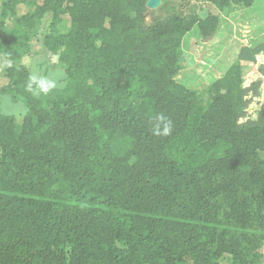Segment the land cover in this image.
Segmentation results:
<instances>
[{
    "label": "trees",
    "instance_id": "obj_1",
    "mask_svg": "<svg viewBox=\"0 0 264 264\" xmlns=\"http://www.w3.org/2000/svg\"><path fill=\"white\" fill-rule=\"evenodd\" d=\"M205 1L224 12L257 0ZM1 2L0 93L27 113L0 112V264H260L264 43L198 94L175 80L183 42L195 28L210 39L217 15L183 16L168 0L163 17L148 0ZM48 13L42 48L68 80L44 100L26 90L22 61ZM161 114L168 136L152 131Z\"/></svg>",
    "mask_w": 264,
    "mask_h": 264
},
{
    "label": "rangeland",
    "instance_id": "obj_2",
    "mask_svg": "<svg viewBox=\"0 0 264 264\" xmlns=\"http://www.w3.org/2000/svg\"><path fill=\"white\" fill-rule=\"evenodd\" d=\"M204 5L205 0H168V6L173 7L177 13L183 16L197 14L198 11L204 9ZM29 11L28 7L21 6L18 9V15H24ZM213 11L218 14L217 16L220 19L217 32L210 39L205 40L201 38L198 28H195L185 37L182 47L184 63L175 78L177 82L198 94H204L210 85L226 74L232 65L237 62L238 53L243 47H256L264 43V0H257L251 8L232 6L224 12ZM166 14V11L158 9L157 16L163 17ZM151 19L149 18V21ZM70 25V18L65 16L63 22L57 27L60 31H68ZM44 37L45 34L39 33L32 40L36 45L35 52L41 50L39 46L43 43ZM32 55L24 59L27 64L34 56ZM49 63L50 61L47 62V66L40 68L41 72L60 83L62 78L66 77L65 66L58 62L52 72L50 69L53 66H49ZM7 65L8 62L7 64H0V69H2L0 71V92L3 87L10 83L6 76ZM255 71V68L245 66V79ZM56 95V93H53L51 96L55 97ZM36 97L41 98L40 96ZM204 97L207 102L209 96ZM25 109H27V106L24 103L3 97L0 112L19 118L21 116L19 115L20 112ZM21 121L19 119V122ZM259 157L261 161H264V152H260ZM257 255L258 262L264 264V245L259 249ZM232 261L233 257L225 254L220 263L231 264Z\"/></svg>",
    "mask_w": 264,
    "mask_h": 264
},
{
    "label": "crops",
    "instance_id": "obj_3",
    "mask_svg": "<svg viewBox=\"0 0 264 264\" xmlns=\"http://www.w3.org/2000/svg\"><path fill=\"white\" fill-rule=\"evenodd\" d=\"M1 8H2V2L0 0V13H1ZM213 10H216V11H218L220 13V11L213 4L205 1L204 9L201 10V11H198L197 14L199 16H201V17H205L209 13L214 14V15H218L217 13H214ZM52 21H53V14L52 13L46 14L45 17H44V19L42 20L41 25L34 30L36 36H38L39 33L46 35L49 32V30H50ZM2 22L3 21L1 20V17H0V31H1V23ZM4 24H5V30L7 32H10L13 29V27L15 26V20L12 17L11 18H7L6 20H4ZM31 45H32V54L34 56L31 54L33 57L31 59V61L29 62V64H27L26 61H24V59H26V57L29 58L28 56H25L23 58V61H22L23 65L26 66L31 71L30 72L31 74L35 73V74L43 75V73L41 72V69H42L43 66H47L46 65L47 62L50 61L49 66H53V68L50 69V70L53 72L54 71V67H56L58 63L57 64H52L51 63V60L49 59V57L47 55V52H45L43 50V48H42V44L39 46L41 48V50H39L38 52H35L34 51V49L36 47L34 41H31ZM239 53H240V51H239ZM239 53H238V55H239ZM3 63H6L7 64V61L6 60L0 61V64H3ZM1 70L2 69H0V71ZM43 76H46V75H43ZM67 80H68V78H67V74H66V77H63L62 78V81L60 83L57 82V85L58 86H57L56 89L52 90L46 96L40 95V97H41L40 99L48 100V99L54 98L51 95L53 93H56L57 95L59 93H61L66 88V86H67ZM3 97H8V98H10V100L19 101V102H22V103H24L26 105L25 99L23 97H21V96L13 95V94H0V107L2 105ZM26 113H27V109L22 110L19 115H24ZM1 114H3V113H1ZM3 115H6V114H3Z\"/></svg>",
    "mask_w": 264,
    "mask_h": 264
},
{
    "label": "clouds",
    "instance_id": "obj_4",
    "mask_svg": "<svg viewBox=\"0 0 264 264\" xmlns=\"http://www.w3.org/2000/svg\"><path fill=\"white\" fill-rule=\"evenodd\" d=\"M57 81L54 78L39 74H30L26 90L34 96L48 95L57 88ZM153 134L157 136H168L172 131V122L163 114L157 117V123L153 128Z\"/></svg>",
    "mask_w": 264,
    "mask_h": 264
},
{
    "label": "water",
    "instance_id": "obj_5",
    "mask_svg": "<svg viewBox=\"0 0 264 264\" xmlns=\"http://www.w3.org/2000/svg\"><path fill=\"white\" fill-rule=\"evenodd\" d=\"M164 2H165V0H148L147 7L150 10H157L163 6ZM47 55H48L49 59L51 60L52 64H57L59 62V58H60L59 55H55L51 52H48ZM224 93H225V91H224Z\"/></svg>",
    "mask_w": 264,
    "mask_h": 264
}]
</instances>
